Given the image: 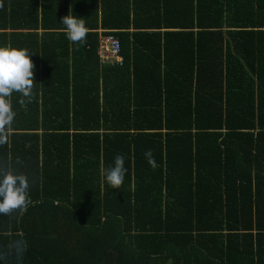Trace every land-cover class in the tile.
<instances>
[{
	"label": "trees",
	"instance_id": "1",
	"mask_svg": "<svg viewBox=\"0 0 264 264\" xmlns=\"http://www.w3.org/2000/svg\"><path fill=\"white\" fill-rule=\"evenodd\" d=\"M0 3V46L35 65L0 146L31 201L0 215V264H264V0ZM69 12L89 29L71 49Z\"/></svg>",
	"mask_w": 264,
	"mask_h": 264
},
{
	"label": "clouds",
	"instance_id": "2",
	"mask_svg": "<svg viewBox=\"0 0 264 264\" xmlns=\"http://www.w3.org/2000/svg\"><path fill=\"white\" fill-rule=\"evenodd\" d=\"M3 4L0 3V8ZM65 26L67 38L75 45L83 46L89 29L84 19L77 18L69 12L61 18ZM31 54L27 49H17L11 46H0V146L8 143L9 130L16 113L12 109L10 98L14 92L28 98L34 87V68ZM23 102V101H21ZM149 165L158 167L152 150L145 153ZM17 164L22 161L17 158ZM125 156L117 154L112 166L104 170V176L109 186L119 189L125 179L127 169ZM29 179L25 174H17L12 167H0V215L11 216L16 212L26 211L29 199ZM22 242H14L11 247L21 251Z\"/></svg>",
	"mask_w": 264,
	"mask_h": 264
},
{
	"label": "built area",
	"instance_id": "3",
	"mask_svg": "<svg viewBox=\"0 0 264 264\" xmlns=\"http://www.w3.org/2000/svg\"><path fill=\"white\" fill-rule=\"evenodd\" d=\"M96 55L102 65L120 66L121 64L118 41L105 31H98Z\"/></svg>",
	"mask_w": 264,
	"mask_h": 264
},
{
	"label": "crops",
	"instance_id": "4",
	"mask_svg": "<svg viewBox=\"0 0 264 264\" xmlns=\"http://www.w3.org/2000/svg\"><path fill=\"white\" fill-rule=\"evenodd\" d=\"M106 3H108L109 0H104ZM204 46H205V42H204ZM69 48L71 49L72 48V42L69 41ZM224 50H225V47H224ZM97 61H98V64H99V60L97 58Z\"/></svg>",
	"mask_w": 264,
	"mask_h": 264
}]
</instances>
